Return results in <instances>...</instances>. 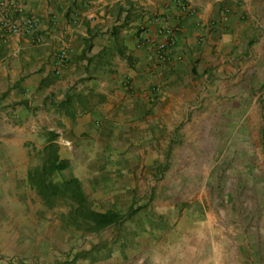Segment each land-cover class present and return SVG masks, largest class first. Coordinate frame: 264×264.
Listing matches in <instances>:
<instances>
[{
    "label": "crops",
    "instance_id": "obj_1",
    "mask_svg": "<svg viewBox=\"0 0 264 264\" xmlns=\"http://www.w3.org/2000/svg\"><path fill=\"white\" fill-rule=\"evenodd\" d=\"M191 1L192 12L179 0H20L38 40L0 20V150L36 148L38 166L56 143L67 167L53 178L66 172L86 196L118 187L133 157L161 158L184 113L264 110V0ZM162 24L173 30L168 59L156 52ZM13 162L29 189L31 158Z\"/></svg>",
    "mask_w": 264,
    "mask_h": 264
},
{
    "label": "rangeland",
    "instance_id": "obj_2",
    "mask_svg": "<svg viewBox=\"0 0 264 264\" xmlns=\"http://www.w3.org/2000/svg\"><path fill=\"white\" fill-rule=\"evenodd\" d=\"M228 120L184 113L161 158L133 157L118 187H87L90 208L132 210L93 233L68 201L49 206L10 169L40 163L36 148H1L0 264H264V110Z\"/></svg>",
    "mask_w": 264,
    "mask_h": 264
},
{
    "label": "trees",
    "instance_id": "obj_3",
    "mask_svg": "<svg viewBox=\"0 0 264 264\" xmlns=\"http://www.w3.org/2000/svg\"><path fill=\"white\" fill-rule=\"evenodd\" d=\"M42 154V163L28 172L27 179L30 188L49 206H53V203L60 198L68 201L72 205L71 213L75 217L74 220L77 222L79 218L80 225L86 232L102 231L112 225L124 222L131 216L132 210L122 214L113 210L99 212L90 208L86 204V196L80 182L75 177L55 183L53 174L67 167V162L58 155L56 143H48L42 150Z\"/></svg>",
    "mask_w": 264,
    "mask_h": 264
},
{
    "label": "built area",
    "instance_id": "obj_4",
    "mask_svg": "<svg viewBox=\"0 0 264 264\" xmlns=\"http://www.w3.org/2000/svg\"><path fill=\"white\" fill-rule=\"evenodd\" d=\"M179 6L183 11L192 12L191 0H179ZM0 20L3 30L10 33L36 34L37 20L28 15L20 0H0ZM172 28L162 24L159 28L161 39L156 44V52L161 59H168L169 48L174 44ZM35 39L38 37L35 35ZM58 60H65L63 51L57 53Z\"/></svg>",
    "mask_w": 264,
    "mask_h": 264
}]
</instances>
